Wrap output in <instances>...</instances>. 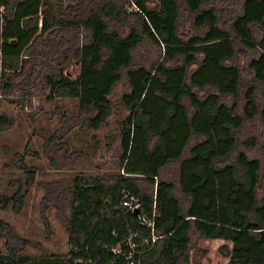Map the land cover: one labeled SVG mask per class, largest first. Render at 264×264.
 Here are the masks:
<instances>
[{
    "label": "trees",
    "instance_id": "1",
    "mask_svg": "<svg viewBox=\"0 0 264 264\" xmlns=\"http://www.w3.org/2000/svg\"><path fill=\"white\" fill-rule=\"evenodd\" d=\"M63 1L54 15L45 0H0L2 65L19 73L33 58V82L48 99L76 98L91 130L114 114L111 95L125 83L121 172L74 180L68 255L38 264H128L129 254L135 264H194L192 235L224 241L226 264H264V0ZM185 14L202 35L182 36ZM144 42L161 55L149 66L134 61ZM59 57L76 62L73 78L44 71ZM7 250L0 264H36Z\"/></svg>",
    "mask_w": 264,
    "mask_h": 264
},
{
    "label": "rangeland",
    "instance_id": "2",
    "mask_svg": "<svg viewBox=\"0 0 264 264\" xmlns=\"http://www.w3.org/2000/svg\"><path fill=\"white\" fill-rule=\"evenodd\" d=\"M65 5L63 0H45L43 9L57 15ZM3 11L0 4V14ZM180 27L184 38L186 32H205L193 26L189 14L182 17ZM255 32L258 40L261 34L257 29ZM158 57L157 47L148 42L134 52V61L147 66ZM26 60L23 72H13L4 68L0 54V199H6V206L0 207V222L5 226L0 230V253L6 254L15 246L18 255L28 256L36 264L45 256L61 263L69 252L67 222L74 180L106 178L121 172L120 120L126 113L120 109L119 97L125 83L111 95L114 114L97 130H91L86 126L90 112L80 110L76 98L48 99L43 82L35 83L29 75L33 58ZM59 70L73 78L78 66L72 58L59 57L44 71ZM28 170L34 173L31 183H27ZM261 176L264 187V165ZM19 195L23 202L18 208L14 197ZM191 238L202 254L194 264H226L227 258L218 253L224 241L196 235Z\"/></svg>",
    "mask_w": 264,
    "mask_h": 264
},
{
    "label": "built area",
    "instance_id": "3",
    "mask_svg": "<svg viewBox=\"0 0 264 264\" xmlns=\"http://www.w3.org/2000/svg\"><path fill=\"white\" fill-rule=\"evenodd\" d=\"M131 6H133L135 8V10H138L134 5H130L128 7H130L128 10L129 11H132L133 8H131ZM122 205L124 207H126L128 210L130 211H135L136 208H139V203H138V200L136 198H134L133 196H130V197H127L125 195L123 201H122ZM143 222H145L147 225H149L150 227H153V221L152 220H145L143 218ZM135 235V234H133ZM128 245L130 246L131 249H134L135 248V244L131 241V237L128 238ZM114 252H119V249L118 248H113L112 249ZM127 260H128V264H135L134 262V259L132 258L131 254H129L127 256Z\"/></svg>",
    "mask_w": 264,
    "mask_h": 264
},
{
    "label": "water",
    "instance_id": "4",
    "mask_svg": "<svg viewBox=\"0 0 264 264\" xmlns=\"http://www.w3.org/2000/svg\"><path fill=\"white\" fill-rule=\"evenodd\" d=\"M135 211L137 212L138 211V208H136Z\"/></svg>",
    "mask_w": 264,
    "mask_h": 264
},
{
    "label": "crops",
    "instance_id": "5",
    "mask_svg": "<svg viewBox=\"0 0 264 264\" xmlns=\"http://www.w3.org/2000/svg\"><path fill=\"white\" fill-rule=\"evenodd\" d=\"M214 240H220V239H214Z\"/></svg>",
    "mask_w": 264,
    "mask_h": 264
}]
</instances>
